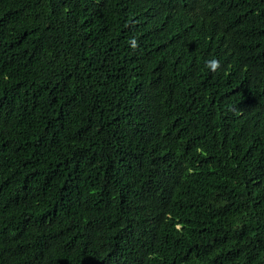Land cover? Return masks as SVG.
<instances>
[{
	"label": "trees",
	"instance_id": "obj_1",
	"mask_svg": "<svg viewBox=\"0 0 264 264\" xmlns=\"http://www.w3.org/2000/svg\"><path fill=\"white\" fill-rule=\"evenodd\" d=\"M0 264H264V0H0Z\"/></svg>",
	"mask_w": 264,
	"mask_h": 264
},
{
	"label": "clouds",
	"instance_id": "obj_2",
	"mask_svg": "<svg viewBox=\"0 0 264 264\" xmlns=\"http://www.w3.org/2000/svg\"><path fill=\"white\" fill-rule=\"evenodd\" d=\"M133 47H135V41H133ZM205 64L212 71H216L220 67L219 60L215 58L205 61Z\"/></svg>",
	"mask_w": 264,
	"mask_h": 264
}]
</instances>
